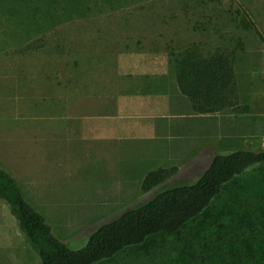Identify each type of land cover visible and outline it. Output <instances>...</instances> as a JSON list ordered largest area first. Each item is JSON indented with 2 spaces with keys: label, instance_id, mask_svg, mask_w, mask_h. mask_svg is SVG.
I'll list each match as a JSON object with an SVG mask.
<instances>
[{
  "label": "crops",
  "instance_id": "obj_1",
  "mask_svg": "<svg viewBox=\"0 0 264 264\" xmlns=\"http://www.w3.org/2000/svg\"><path fill=\"white\" fill-rule=\"evenodd\" d=\"M165 17L161 27L92 32V50L76 52L74 66L43 34L1 54L0 163L23 193L57 194L55 177L42 176L56 163L65 165L70 178L113 188L114 179L138 171L137 163L212 161L253 140L258 121L251 102L264 92V61L254 57L252 44L241 41L245 33L237 31L228 46L231 33L224 27L213 47L204 39L208 33L190 26V48L204 57L228 50L240 108L201 115L178 90L173 55L186 42L173 16ZM206 50L213 52L205 55ZM4 219L0 204V264H14L18 243Z\"/></svg>",
  "mask_w": 264,
  "mask_h": 264
},
{
  "label": "rangeland",
  "instance_id": "obj_2",
  "mask_svg": "<svg viewBox=\"0 0 264 264\" xmlns=\"http://www.w3.org/2000/svg\"><path fill=\"white\" fill-rule=\"evenodd\" d=\"M167 13L173 16V25L185 38L186 44L180 46L179 52L190 48V26L192 30L208 33L210 37L205 35L204 39L213 47L219 45L214 36L225 27L231 33L228 46L235 42L237 31L245 33L241 41L252 44L254 57L264 61V0H0V64L1 54L10 53L11 44L37 41L43 34L44 39L67 52V63L74 66L76 52L92 50L91 38L96 36L92 32L107 27L140 30L147 26L161 27L165 25ZM217 51L228 52L218 48L214 53ZM86 59L89 61V56ZM247 102L244 98L243 105ZM251 104L257 116L258 133L252 141H244L243 148L260 150L264 149V92ZM210 163L209 160L137 163L138 171L129 178L114 179L113 188L89 185L88 179L70 178L65 165L56 163L42 176L43 179L55 177L57 194L24 193V196L46 218L54 236L77 251L100 226L146 203L164 189L193 184ZM0 166L3 167L1 163ZM172 167L178 170L170 180L148 193L137 192L145 173ZM118 188L121 192H107ZM0 204L18 243L14 264H39L36 249L1 196ZM263 239L264 164L226 186L210 208L179 234L153 237L144 245L125 250L102 264H239L241 257L250 258V252L257 251Z\"/></svg>",
  "mask_w": 264,
  "mask_h": 264
},
{
  "label": "trees",
  "instance_id": "obj_3",
  "mask_svg": "<svg viewBox=\"0 0 264 264\" xmlns=\"http://www.w3.org/2000/svg\"><path fill=\"white\" fill-rule=\"evenodd\" d=\"M176 83L193 112L214 114L231 108L239 111L232 59L217 51L204 57L197 47L173 55ZM228 142V141H227ZM239 142V141H229ZM264 164V149L251 148L215 154L209 167L189 185H176L154 195L146 203L125 211L97 228L85 246L71 250L56 238L46 218L25 198L21 186L0 166V196L10 205L25 237L36 249L39 264H102L125 250L144 245L156 236H173L203 215L222 191L249 170ZM177 168H158L142 180L145 194L177 174ZM250 258L239 264H264V239Z\"/></svg>",
  "mask_w": 264,
  "mask_h": 264
},
{
  "label": "built area",
  "instance_id": "obj_4",
  "mask_svg": "<svg viewBox=\"0 0 264 264\" xmlns=\"http://www.w3.org/2000/svg\"><path fill=\"white\" fill-rule=\"evenodd\" d=\"M264 141V140H263Z\"/></svg>",
  "mask_w": 264,
  "mask_h": 264
}]
</instances>
